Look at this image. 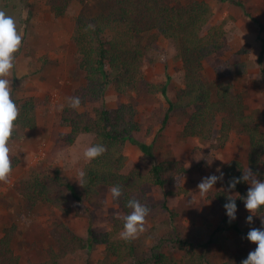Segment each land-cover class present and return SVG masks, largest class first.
I'll return each mask as SVG.
<instances>
[{
    "label": "rangeland",
    "instance_id": "374dc122",
    "mask_svg": "<svg viewBox=\"0 0 264 264\" xmlns=\"http://www.w3.org/2000/svg\"><path fill=\"white\" fill-rule=\"evenodd\" d=\"M171 4L184 5L190 1L209 4L213 17L205 31L221 27L225 30V44L222 50L204 61L203 77L212 93L218 82L228 80L244 99L245 113L259 116L264 131V89L261 69L264 67V0H169ZM22 10L20 33L22 47L16 57L15 67L9 78L12 96L32 97L35 103L36 128H17L12 137L11 155L19 163L13 167L8 184H0V237L14 226L12 248L20 257V264H41L46 259V250L56 247L57 224L69 226L77 235L86 238L88 229L97 232L108 231L113 217L120 218L122 211L112 199L109 187H101L97 195L78 203L70 198V210L66 214L55 213L47 206L40 205L27 211L19 196L16 184L35 167L58 170L78 191V171L88 163L83 158L86 147L93 145V136L81 135L75 143L67 145L60 140L65 132L60 116L64 107L69 106L71 92L84 79L77 67L71 34L74 18L81 11L80 3H73L64 17H54L45 0H26ZM147 49L142 72L152 83L164 84L167 95H149L142 91L117 93L108 88L103 99L91 101L85 108L93 113L101 109H114L130 102L137 109L140 129L133 135L134 141L144 142L151 147L152 156L146 157L130 141L126 142L124 153L127 173L133 167L147 171L153 164L165 160L181 162L188 172L178 178L172 186L149 187L147 201L151 209L147 217L146 230L133 240L142 257L153 252H162L169 258L183 264L190 256H200L205 264H221L229 254L243 250L247 255L256 245L247 240L251 228L264 229V212L253 217L252 224L246 222L249 215L242 204L236 213L241 233L229 232L226 239L216 245L204 247L215 227L223 217V211L214 194L223 187L224 168L233 160H239L247 169L248 136L235 126L231 138L220 150L212 141H200L185 137L183 127L185 115L171 113L163 124L168 102L182 88V69L175 59L173 43L149 32L141 36ZM243 63L246 73L233 75L229 65ZM62 153V156H58ZM220 169V172L217 171ZM223 180L214 185L213 191L201 199L198 184L202 178L211 175ZM184 178V179H183ZM250 185L247 184V190ZM69 196V195H68ZM167 205L169 211L163 209ZM165 238L187 241L182 248L171 247ZM105 248L99 246L89 253L66 256L64 264H102ZM155 264V263H149Z\"/></svg>",
    "mask_w": 264,
    "mask_h": 264
},
{
    "label": "trees",
    "instance_id": "16d2710c",
    "mask_svg": "<svg viewBox=\"0 0 264 264\" xmlns=\"http://www.w3.org/2000/svg\"><path fill=\"white\" fill-rule=\"evenodd\" d=\"M76 2L82 7L74 18L71 43L84 81L71 92V97H79L81 105L79 109L63 108L60 122L65 132L59 137L63 143L72 145L81 135L89 134L94 138L93 144H103L107 151L84 166L82 171L86 177L80 191L58 170L50 171V167L31 169L16 184L27 211L45 205L55 213L66 214L70 210L69 197L81 203L97 195L101 187L119 185L123 195L115 202L123 216L131 211L126 206L128 200L137 199L149 207L147 188L172 186L188 172L181 162L165 160L153 164L147 171L135 166L125 173L127 157L124 148L127 141L135 144L144 156H152L149 145L133 140V135L140 129L137 109L127 102L114 109L93 113L85 110L89 102L102 100L110 87L119 94L142 91L149 95H167L166 85L148 81L142 72L147 49L141 42V36L153 31L173 43L175 59L182 69L183 86L168 102L163 124L171 113L182 112L185 115L183 135L212 141L217 131L219 136L213 144L217 150L227 144L235 126L239 127L248 136L247 167L257 174L258 180L264 181V131L260 127L259 116L245 113L243 96L235 91L232 82H218L212 93L203 77L204 61L222 50L225 44L223 28L205 31L213 17L209 4L190 1L181 5L171 4L169 0H45L57 18L66 16L70 6ZM24 5H27L26 0H0V10L13 16L17 25ZM229 72L244 74L246 66L243 63L231 64ZM261 75L264 89V67ZM12 98L20 110L18 128L35 129L34 99ZM11 159L15 167L19 161L13 155ZM244 170L239 160L225 166L223 191L219 189L214 194L223 217L207 242L202 243L204 247L222 243L229 232H242L237 221L229 222L224 205L229 196L236 199L237 209L244 204L247 183L241 182L234 190H228L229 181L241 177ZM163 209L171 213L165 204ZM262 212L264 210L259 213ZM54 229L57 232L56 247L47 248L46 259L41 264H64L66 256L89 253L99 246L104 247L106 253L102 264H179L162 252L140 256L133 241L126 242L120 238L123 221L117 217H113L108 231L97 232L89 228L86 238L64 224H57ZM13 237L14 226L6 229L0 237V264H20V257L12 248ZM164 241L170 242L168 244L173 248L188 244L180 238H165ZM247 256L243 250H237L221 264H241ZM183 264H205V261L193 255Z\"/></svg>",
    "mask_w": 264,
    "mask_h": 264
},
{
    "label": "clouds",
    "instance_id": "9594fccd",
    "mask_svg": "<svg viewBox=\"0 0 264 264\" xmlns=\"http://www.w3.org/2000/svg\"><path fill=\"white\" fill-rule=\"evenodd\" d=\"M22 41L23 37L15 18L8 15L4 10H0V184H8L13 174L11 143L13 134L19 127L17 121L20 110L12 98V85L9 78L15 67L16 57L22 47ZM68 103L71 108L79 109L81 100L79 97H70ZM106 151L107 148L103 144H93L84 149L83 158L87 162H92L101 157ZM58 156H62V153H58ZM217 171L220 172V169H217ZM85 177V172L78 171L76 182L81 187L85 182ZM222 180V172L219 176L211 175L202 178L197 186L201 199L215 190L214 185ZM241 182L250 185L243 202L249 213L246 222L252 224L253 217L258 216V213L264 210V181L258 180L257 174L247 167L246 170L242 171L241 177L232 178L229 181L228 190H234L236 185ZM110 193L112 199L118 201L123 195L122 187L119 185L112 186ZM227 199L228 202L224 205V208L231 223L236 219L237 205L233 196H229ZM126 206L131 211L120 217L123 221V229L119 235L122 240L130 242L145 232L147 217L150 215L151 209L137 199L128 200ZM262 224H264V221H262ZM247 240L256 245V248L248 254L241 264H264V229L251 228L247 234Z\"/></svg>",
    "mask_w": 264,
    "mask_h": 264
}]
</instances>
